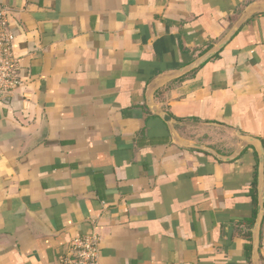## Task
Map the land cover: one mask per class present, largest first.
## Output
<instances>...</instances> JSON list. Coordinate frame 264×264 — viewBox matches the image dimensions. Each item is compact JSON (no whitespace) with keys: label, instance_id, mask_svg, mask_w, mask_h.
<instances>
[{"label":"crops","instance_id":"obj_1","mask_svg":"<svg viewBox=\"0 0 264 264\" xmlns=\"http://www.w3.org/2000/svg\"><path fill=\"white\" fill-rule=\"evenodd\" d=\"M264 0H0L20 86L0 93V264H60L96 230L97 264H254L259 157L184 147L147 105ZM180 138L264 146V11L153 93ZM259 264H264V217Z\"/></svg>","mask_w":264,"mask_h":264},{"label":"water","instance_id":"obj_2","mask_svg":"<svg viewBox=\"0 0 264 264\" xmlns=\"http://www.w3.org/2000/svg\"><path fill=\"white\" fill-rule=\"evenodd\" d=\"M264 5H259L256 3L250 4L242 13L241 17L236 21V23L232 26L229 32L226 34L224 38H222L219 42L213 45L209 50L203 53L194 61L189 64L181 67L179 70L160 76L156 82L148 88L147 91V105L148 107L156 112L163 121L169 126L171 133L173 134L175 140L184 147L195 148L212 154L216 158L223 161H230L239 156L245 147L248 145H252L259 157V166H258V211L256 221L253 227V244H252V261L254 264H259V245H260V228L261 223L264 217V146L262 141L259 138L247 135H241V139L243 140L242 145L235 150L234 153L230 155H223L219 153L217 150L213 149L210 146L202 144L200 142L186 140L180 138L175 130L174 125L177 124V121L172 115L168 112L160 109L154 102L153 93L154 89L163 86L167 82L179 78L188 72L200 67L207 60L215 56L221 49L231 40L234 34L240 29V27L249 19V17L255 12H263Z\"/></svg>","mask_w":264,"mask_h":264},{"label":"built area","instance_id":"obj_3","mask_svg":"<svg viewBox=\"0 0 264 264\" xmlns=\"http://www.w3.org/2000/svg\"><path fill=\"white\" fill-rule=\"evenodd\" d=\"M20 84L10 21L7 10L0 8V93H12ZM100 242L101 237L96 230L73 237L66 251L59 256V263L97 264Z\"/></svg>","mask_w":264,"mask_h":264}]
</instances>
